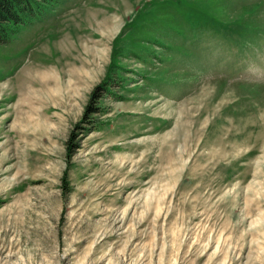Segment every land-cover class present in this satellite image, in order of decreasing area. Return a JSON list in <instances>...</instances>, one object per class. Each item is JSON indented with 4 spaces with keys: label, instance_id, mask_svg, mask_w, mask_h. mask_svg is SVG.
Returning a JSON list of instances; mask_svg holds the SVG:
<instances>
[{
    "label": "rangeland",
    "instance_id": "rangeland-1",
    "mask_svg": "<svg viewBox=\"0 0 264 264\" xmlns=\"http://www.w3.org/2000/svg\"><path fill=\"white\" fill-rule=\"evenodd\" d=\"M0 264H264V0H62L1 44Z\"/></svg>",
    "mask_w": 264,
    "mask_h": 264
},
{
    "label": "trees",
    "instance_id": "trees-1",
    "mask_svg": "<svg viewBox=\"0 0 264 264\" xmlns=\"http://www.w3.org/2000/svg\"><path fill=\"white\" fill-rule=\"evenodd\" d=\"M62 0H0V45ZM97 112V111H95Z\"/></svg>",
    "mask_w": 264,
    "mask_h": 264
}]
</instances>
